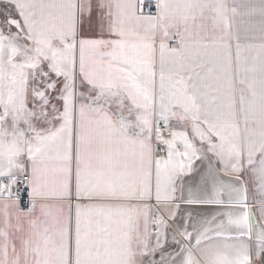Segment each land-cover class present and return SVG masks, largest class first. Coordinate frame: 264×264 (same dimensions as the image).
<instances>
[{
    "label": "snow or ice",
    "instance_id": "6c2138e0",
    "mask_svg": "<svg viewBox=\"0 0 264 264\" xmlns=\"http://www.w3.org/2000/svg\"><path fill=\"white\" fill-rule=\"evenodd\" d=\"M0 264H264V0H0Z\"/></svg>",
    "mask_w": 264,
    "mask_h": 264
}]
</instances>
